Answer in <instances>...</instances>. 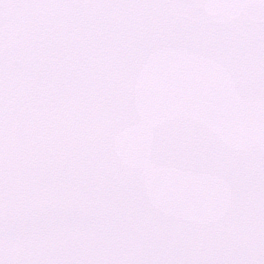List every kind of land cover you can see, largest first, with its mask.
I'll use <instances>...</instances> for the list:
<instances>
[{
    "label": "snow or ice",
    "instance_id": "snow-or-ice-1",
    "mask_svg": "<svg viewBox=\"0 0 264 264\" xmlns=\"http://www.w3.org/2000/svg\"><path fill=\"white\" fill-rule=\"evenodd\" d=\"M0 264H264V0H0Z\"/></svg>",
    "mask_w": 264,
    "mask_h": 264
}]
</instances>
